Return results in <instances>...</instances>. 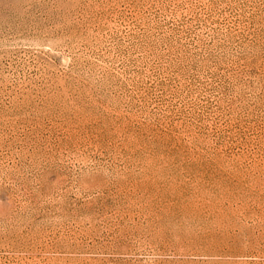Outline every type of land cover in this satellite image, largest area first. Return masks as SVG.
Wrapping results in <instances>:
<instances>
[{"label":"rangeland","instance_id":"374dc122","mask_svg":"<svg viewBox=\"0 0 264 264\" xmlns=\"http://www.w3.org/2000/svg\"><path fill=\"white\" fill-rule=\"evenodd\" d=\"M0 264H264V0H0Z\"/></svg>","mask_w":264,"mask_h":264}]
</instances>
